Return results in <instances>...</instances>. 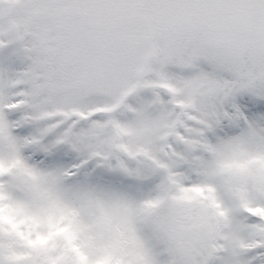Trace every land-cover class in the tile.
Masks as SVG:
<instances>
[{
  "label": "snow or ice",
  "instance_id": "obj_1",
  "mask_svg": "<svg viewBox=\"0 0 264 264\" xmlns=\"http://www.w3.org/2000/svg\"><path fill=\"white\" fill-rule=\"evenodd\" d=\"M0 264H264V0H0Z\"/></svg>",
  "mask_w": 264,
  "mask_h": 264
}]
</instances>
